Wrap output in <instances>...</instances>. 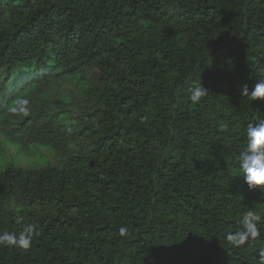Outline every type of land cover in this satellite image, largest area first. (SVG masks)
<instances>
[{"label": "trees", "instance_id": "trees-1", "mask_svg": "<svg viewBox=\"0 0 264 264\" xmlns=\"http://www.w3.org/2000/svg\"><path fill=\"white\" fill-rule=\"evenodd\" d=\"M91 67L97 106L71 119L45 97ZM261 80L264 0H0V134L59 160L0 168V233L39 230L0 264H259L264 193L237 156ZM248 211L260 237L235 247Z\"/></svg>", "mask_w": 264, "mask_h": 264}, {"label": "clouds", "instance_id": "clouds-1", "mask_svg": "<svg viewBox=\"0 0 264 264\" xmlns=\"http://www.w3.org/2000/svg\"><path fill=\"white\" fill-rule=\"evenodd\" d=\"M207 90L203 85L193 84L189 87V100L192 104H198L207 95ZM240 95L252 101L264 99V80L249 90L245 84L240 89ZM246 146L237 156L239 169L242 173L244 183L250 190L259 188L264 193V120L250 123L246 128ZM261 220L253 211L244 214L241 222V230L236 233H228L226 239L235 246L244 245L249 240H256L260 237V230L257 222ZM39 235V230L31 223L22 227L19 235L4 231L0 233V246L9 249L13 247L27 248L31 241ZM129 235L127 226L119 228V236L126 238ZM259 264H264V250L259 252Z\"/></svg>", "mask_w": 264, "mask_h": 264}, {"label": "rangeland", "instance_id": "rangeland-1", "mask_svg": "<svg viewBox=\"0 0 264 264\" xmlns=\"http://www.w3.org/2000/svg\"><path fill=\"white\" fill-rule=\"evenodd\" d=\"M98 69L91 67L83 78H65L52 83L48 95L50 100L62 97L68 107V117L75 119L79 113L95 108V76ZM31 169L47 165H58L59 160L54 151L45 146L21 148L12 144L0 134V168L9 164Z\"/></svg>", "mask_w": 264, "mask_h": 264}]
</instances>
